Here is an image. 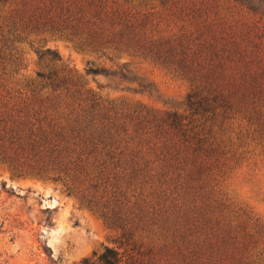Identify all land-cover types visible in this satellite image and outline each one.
<instances>
[{
    "label": "trees",
    "instance_id": "16d2710c",
    "mask_svg": "<svg viewBox=\"0 0 264 264\" xmlns=\"http://www.w3.org/2000/svg\"><path fill=\"white\" fill-rule=\"evenodd\" d=\"M141 1L0 0V98L3 91L17 101L0 110V162L21 174L62 182L120 232L124 252L107 247L95 262L84 264H134V254L146 258L156 250L182 264H264V230L253 233L249 219L218 201L220 221L213 224L195 200L178 195L171 201L167 181L175 186L171 196L187 188L211 199L202 183L217 188L213 171L221 174L236 162L231 122L241 118L246 134L264 142V0H228L255 17L251 25L231 22V8L220 0H205L190 14L178 9L180 2L161 0L158 15ZM186 19L193 20V32L183 27L170 34L171 24ZM33 36L130 54L188 78L194 88L189 114L144 116L105 107L102 112L93 91L65 71L39 74V82L8 90L7 82L21 70V45ZM87 73L113 75L97 68ZM155 139H164L161 157L172 164L162 175H149L145 161ZM183 153L198 165L188 174L192 187L184 188L185 179L177 175L184 171L178 158ZM144 238L150 241L145 244Z\"/></svg>",
    "mask_w": 264,
    "mask_h": 264
},
{
    "label": "rangeland",
    "instance_id": "374dc122",
    "mask_svg": "<svg viewBox=\"0 0 264 264\" xmlns=\"http://www.w3.org/2000/svg\"><path fill=\"white\" fill-rule=\"evenodd\" d=\"M135 4L142 2L134 0ZM147 12L158 15L163 11L161 0H143ZM189 9L187 14L200 9L205 0H173ZM224 7L231 8L228 16L232 21L253 23L255 17L245 9L235 6L228 0H220ZM173 3V2H172ZM171 3V5H172ZM144 4V3H143ZM192 4H196L195 8ZM257 6V5H256ZM186 14V15H187ZM198 18V14L196 19ZM254 18V19H253ZM200 21V19H197ZM193 22V20H192ZM192 22L171 24L170 31L177 34L185 27L187 33L194 31ZM161 26L168 31L166 22ZM177 25V26H176ZM169 33V32H168ZM23 61L19 75L7 82V89L20 88L17 83L28 81L39 82V74L62 72L78 79L85 90H92L100 111L103 108H114L122 113L142 112L144 116H160L166 113L188 115L187 99L193 91V81L167 70L151 61H146L130 54L104 52L103 50L80 49L73 42L60 38L30 37L21 45ZM50 50L54 54L43 57ZM57 54V57H56ZM59 58V60H58ZM89 68L105 70L110 77L89 75ZM0 110L4 104L9 110L17 103L6 92H1ZM113 115V113H111ZM245 122L239 118L231 122L230 137L234 149H238L236 162L227 165L223 173L213 171L214 183L205 182L206 192L211 199L199 190L190 193L186 187H192L188 174L196 172V167L183 153L180 160L184 171L177 175L185 180L180 184L186 188L178 194L174 192L171 181L168 198L173 201L178 195L195 200L193 205L203 210V215L218 221V201L238 212L245 219L253 233L264 230V142L253 133L246 134ZM242 131V133H241ZM240 133V136H239ZM241 134L245 135L244 138ZM240 137V138H239ZM164 139H155L151 155L145 157L149 175H162L169 172L167 159L161 157ZM168 146H171L168 144ZM181 150L180 148H177ZM182 151V150H181ZM165 161V163H163ZM186 162V163H185ZM188 164L187 167H184ZM172 170V169H171ZM221 176V177H218ZM205 179V178H204ZM210 184V188L207 184ZM213 188V190H212ZM205 198V199H203ZM209 200V201H208ZM134 200H132V203ZM176 203V202H175ZM181 204V203H180ZM169 205V204H168ZM181 206V205H178ZM171 212H174L172 209ZM227 215V214H226ZM159 234V233H158ZM136 233V240H140ZM143 235V234H142ZM149 238L157 240L155 234L147 233ZM160 236V235H158ZM120 232L109 228L107 224L81 201L79 196L71 195L62 182L30 174H21L14 168L0 162V264H84L85 261H96L107 247L120 252L125 249L119 243ZM145 237H147L145 235ZM150 240L144 238L147 244ZM263 246V245H262ZM134 264H182L181 261H170L157 250L150 257L133 256Z\"/></svg>",
    "mask_w": 264,
    "mask_h": 264
}]
</instances>
